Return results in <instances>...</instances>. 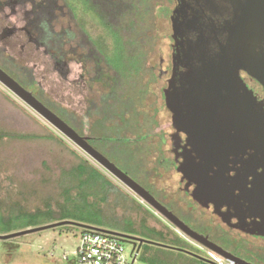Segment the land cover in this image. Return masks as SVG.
<instances>
[{
  "label": "rangeland",
  "instance_id": "1",
  "mask_svg": "<svg viewBox=\"0 0 264 264\" xmlns=\"http://www.w3.org/2000/svg\"><path fill=\"white\" fill-rule=\"evenodd\" d=\"M162 1L169 5L167 1ZM28 10L27 5H16L0 11V68L78 134L94 137L92 147L119 169L146 187L150 178L154 189L165 187L167 202L179 198L175 194L178 187L175 175L167 172L159 178L152 176L148 170L155 163L156 151L160 150L162 143L158 144L162 139L161 134L151 130L163 129L166 135L171 130V118L164 108L160 92L169 77L167 73L160 75L169 65L171 27L168 19L159 17L148 27L152 37L146 46L149 68L143 77L136 80V86L129 88L126 93L135 98L137 114H126L117 127L114 123L101 125L99 116L94 115L92 101L99 102L102 90L96 84L90 89L86 88L80 66L75 62L65 64L55 61L54 57L30 40L24 31ZM78 14L88 32L98 36L101 28L97 19L88 13ZM9 58H12L13 64L8 62ZM5 62L10 63L8 66L13 72L6 69L3 65H6ZM22 69L30 71L29 78L22 77ZM250 87L254 88L252 85ZM58 110L66 113L62 115ZM82 116L87 122L85 125ZM106 127L111 131L109 134L105 131ZM117 129L119 131L116 132ZM0 131L39 137L52 135L61 141L58 143L46 138L0 140V212L6 214L8 206L17 208V204L30 214L39 212V222L46 223L40 227L65 221L76 224H65L2 241L0 264H75L74 252L83 231L79 225L143 241L141 244L135 242L136 264H209L170 249L168 246L172 243L164 238L157 222L161 218L153 209L142 203L132 191L111 177L104 168L2 84ZM163 147L166 150L168 143ZM81 163H86L91 167V172L96 173L88 177L89 183H82V179L78 183L75 168ZM80 184L83 185L78 186ZM153 188L150 189L152 192ZM66 190H69L71 196L86 192V199L82 201L76 197L73 199L75 202L68 201L66 204ZM157 196L163 197L160 193ZM179 201L182 206L185 205V199ZM187 206L188 212L183 213L175 204H167L178 215L191 220V216L198 211L191 202ZM64 208L71 215L68 219L60 220ZM123 244L127 252L133 249V242ZM190 249L203 259L207 257L204 248L192 245Z\"/></svg>",
  "mask_w": 264,
  "mask_h": 264
},
{
  "label": "flooded vegetation",
  "instance_id": "2",
  "mask_svg": "<svg viewBox=\"0 0 264 264\" xmlns=\"http://www.w3.org/2000/svg\"><path fill=\"white\" fill-rule=\"evenodd\" d=\"M166 1V18L171 27L170 56L167 69L160 75L167 73L169 77L160 92L171 118V130L168 135L163 129L151 130L161 134L158 144L162 143L148 170L159 178L167 172L175 175V194L179 198L167 202L165 187L154 189L151 178L146 187L120 170L191 231L204 237L203 247L133 192L161 218L157 222L164 238L172 243L170 249L198 256L190 249L195 245L206 251L204 262H214L211 254L223 264H264V216H260L264 215V87L240 71L241 81L254 97L251 112L200 105L204 98V91L203 97L199 96V87L205 82L203 65L219 53L226 37L222 28L230 20L232 8L225 0ZM180 199L186 200L184 206ZM257 199L262 203L259 209L255 208ZM188 202L198 211L190 215L191 220L167 207L175 204L187 213Z\"/></svg>",
  "mask_w": 264,
  "mask_h": 264
},
{
  "label": "trees",
  "instance_id": "3",
  "mask_svg": "<svg viewBox=\"0 0 264 264\" xmlns=\"http://www.w3.org/2000/svg\"><path fill=\"white\" fill-rule=\"evenodd\" d=\"M16 5L29 7L24 31L30 40L57 62L77 63L86 88L90 89L96 84L102 90L99 102L92 101L94 115L99 116L101 125L114 123L118 127L126 114H137L135 98L126 93L129 88L136 86V80L143 77V73L149 68L146 46L152 37L148 33V27L152 26L157 18L167 17L169 14V9L162 0H0V11ZM78 12L91 14L97 19L101 28L98 36H92L88 32ZM7 60L13 64L12 58ZM8 62L3 65L13 72ZM21 72L22 77H30L28 69L26 72L22 69ZM23 80L22 82L26 83ZM58 111L62 115L66 113L64 110ZM82 120L85 125L87 122L84 116ZM105 131L107 134L111 132L107 127ZM5 138H46L61 142L52 135L39 137L0 131V140ZM86 138L88 141L95 139ZM90 168L86 163H81L75 168L78 183L79 179H82V183H89L88 177L96 174L92 173ZM76 197L84 201L86 192L76 193L75 196H71L69 190L64 193L66 204L68 201H74V198L77 199ZM15 206L16 209L14 206H8L6 214L0 212V234L46 224L39 222V212L30 214L19 205ZM70 215L64 208L60 220L68 219Z\"/></svg>",
  "mask_w": 264,
  "mask_h": 264
},
{
  "label": "water",
  "instance_id": "4",
  "mask_svg": "<svg viewBox=\"0 0 264 264\" xmlns=\"http://www.w3.org/2000/svg\"><path fill=\"white\" fill-rule=\"evenodd\" d=\"M225 1L231 5V18L229 21L225 22L222 28V32L226 34V37L224 42L219 46V53L213 59L207 60L203 65L202 73L204 74L205 82L199 87V96L201 97L203 94L202 91H204V98H202L203 101H201L200 105L204 104V106H209L210 104H215L227 107L231 112L240 111L242 113H248L252 111L254 97L241 81L239 72H247L249 76L256 79L264 87V0ZM0 84L35 111L63 136L74 143L98 165L112 173L122 184L128 187L144 202L160 212L168 220L176 224L180 230L204 247V237L191 231L179 221L176 216L158 203L146 190L130 179L104 155L94 149L86 137L78 134L72 127L49 110L1 68ZM246 120H249V118H246ZM261 204V201L257 199L255 202L257 206L255 208L259 209V205L261 206ZM65 224L76 225L75 223L65 221L57 224L29 228L9 235H0V239L5 240ZM79 226L83 230L98 231L113 235L122 242H133V248H135V242H139L140 244L143 242L124 234L102 230L88 225ZM210 248L219 254L217 249L213 247ZM191 255L204 261L203 258L197 255ZM206 262L209 264H216L211 261Z\"/></svg>",
  "mask_w": 264,
  "mask_h": 264
},
{
  "label": "built area",
  "instance_id": "5",
  "mask_svg": "<svg viewBox=\"0 0 264 264\" xmlns=\"http://www.w3.org/2000/svg\"><path fill=\"white\" fill-rule=\"evenodd\" d=\"M127 252L123 242L110 234L83 230L74 252L76 264H136L137 252ZM216 264H223L209 254Z\"/></svg>",
  "mask_w": 264,
  "mask_h": 264
},
{
  "label": "crops",
  "instance_id": "6",
  "mask_svg": "<svg viewBox=\"0 0 264 264\" xmlns=\"http://www.w3.org/2000/svg\"><path fill=\"white\" fill-rule=\"evenodd\" d=\"M17 232H20V231L11 232V233H8V234H0V235H9V234L17 233ZM34 233H35V232H34ZM29 234H31V233H29ZM25 235H27V234L19 235V236H17V237H13V238L5 239V240L0 239V244H1L2 241H7V240L15 239V238H18V237H21V236H25ZM74 256H75V255H74ZM76 262H77V261H76V256H75V264H76Z\"/></svg>",
  "mask_w": 264,
  "mask_h": 264
}]
</instances>
